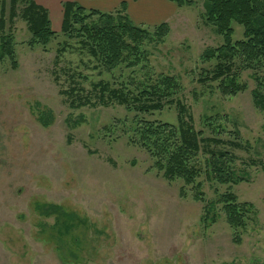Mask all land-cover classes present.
Masks as SVG:
<instances>
[{
  "label": "rangeland",
  "instance_id": "1",
  "mask_svg": "<svg viewBox=\"0 0 264 264\" xmlns=\"http://www.w3.org/2000/svg\"><path fill=\"white\" fill-rule=\"evenodd\" d=\"M21 8L10 28L16 66L0 61V264H264V104L254 103L251 70L239 74L243 88L231 95L217 81L197 80L215 62L202 60L203 51L222 43L202 3L184 7L161 39L142 42L139 62L129 65V55L110 71L56 27L46 44H29ZM9 12L10 0H0L6 29ZM231 26L232 39H241L243 27ZM159 74L179 83L176 97L194 128L222 140L208 146L229 154L240 180L219 183L206 173L207 154L200 151L195 182L202 200L194 199L192 185L163 177L135 142L142 119L175 125L174 104L138 112L98 100L100 82L135 94ZM227 190L252 205L241 229L228 225L218 201ZM37 203L85 219L69 245L75 259L57 249L55 216L38 211Z\"/></svg>",
  "mask_w": 264,
  "mask_h": 264
},
{
  "label": "trees",
  "instance_id": "2",
  "mask_svg": "<svg viewBox=\"0 0 264 264\" xmlns=\"http://www.w3.org/2000/svg\"><path fill=\"white\" fill-rule=\"evenodd\" d=\"M177 6H190L192 0H170ZM21 4V18L26 22L31 34L29 44L44 45L55 35L47 10L34 0H10L9 26L3 14L0 15V61L10 60L11 67L16 66L13 50V38L10 32L13 18L17 15L16 5ZM204 16L212 25L215 33L222 37V43L217 47L206 48L201 54L202 60L214 59L210 70L201 72L198 81H217L219 91L231 95L243 88L238 82L239 74L251 70L256 80V88L252 91L254 103L262 107L264 90V0H202ZM60 32L68 38H78L80 46L85 48L98 65L110 71L133 55L134 65L139 62V45L142 42L159 40L167 32V22L153 26L154 31L133 23L122 10L102 12L85 9L76 2H64ZM232 22L243 27V37L232 39ZM145 59V57H143ZM98 100L105 103L115 100L118 103L129 104L138 112L160 110L164 105L176 107L177 123L170 124L160 121L140 120L135 128L136 143L144 147L155 160V166L162 171L167 180L182 179L187 185L193 186V198L202 200L200 183L195 182L201 174L199 152L207 154L204 159L205 171L219 183L237 182L240 180L230 168L231 158L226 151L214 150L209 143L218 144L220 139L203 136V131L196 130L186 112L184 104L176 97L180 85L172 76L157 75L152 83L145 85L136 93L123 89L110 88L107 83L100 82ZM105 94H107L106 101ZM75 102L74 99L71 100ZM78 104H83L81 100ZM81 102V103H79ZM237 145L236 143H234ZM181 194L185 191L181 189ZM218 201L222 205L225 220L232 229L245 226L247 216L253 213L249 202H239L236 196L227 190L221 193ZM208 205V204H207ZM206 212L208 213V208ZM35 208L45 215H54L55 220L50 228L57 249L66 257V253L75 259L70 244H76L78 236L74 234L80 223L85 222L75 212L66 211L56 204L37 203ZM213 221L214 215L206 217ZM239 239H237L238 241Z\"/></svg>",
  "mask_w": 264,
  "mask_h": 264
},
{
  "label": "crops",
  "instance_id": "3",
  "mask_svg": "<svg viewBox=\"0 0 264 264\" xmlns=\"http://www.w3.org/2000/svg\"><path fill=\"white\" fill-rule=\"evenodd\" d=\"M44 7L53 29H60L64 2H76L85 9L102 12L122 10L130 20L138 25L153 27L162 22L170 23L184 7L177 6L170 0H34ZM194 4L202 0H192Z\"/></svg>",
  "mask_w": 264,
  "mask_h": 264
}]
</instances>
